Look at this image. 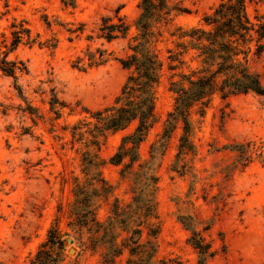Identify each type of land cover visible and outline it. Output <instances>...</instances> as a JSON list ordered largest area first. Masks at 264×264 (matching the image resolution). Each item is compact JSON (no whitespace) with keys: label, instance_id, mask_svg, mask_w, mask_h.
<instances>
[{"label":"rangeland","instance_id":"374dc122","mask_svg":"<svg viewBox=\"0 0 264 264\" xmlns=\"http://www.w3.org/2000/svg\"><path fill=\"white\" fill-rule=\"evenodd\" d=\"M171 1L187 11L172 13L156 44L157 120L126 167L128 157L111 158L136 123L98 136L95 114L115 105L129 76L120 60L133 54L140 0H0V55L27 68L17 79L0 72V264H31L54 227L71 241L61 264H264V96L216 92L192 109L193 152L177 158L181 123L161 142L172 82L203 71L199 51L183 50L188 39L175 32L209 29L203 19L223 0ZM247 13L252 22L264 16V0ZM106 19H122L127 34L100 38ZM20 24L29 37L10 50ZM99 51L106 62L90 66ZM249 66L264 85V53ZM140 182L154 189L157 218L146 223L134 205ZM81 195L92 207H79ZM193 231L212 256L191 244Z\"/></svg>","mask_w":264,"mask_h":264},{"label":"trees","instance_id":"16d2710c","mask_svg":"<svg viewBox=\"0 0 264 264\" xmlns=\"http://www.w3.org/2000/svg\"><path fill=\"white\" fill-rule=\"evenodd\" d=\"M251 2L252 0H223L212 14L203 19L209 29L198 27L182 31L178 28L175 32L179 33V39H188V42H181L178 46L183 50L188 47L198 50L203 64L202 75L196 78L183 75L181 81L171 84L176 93L175 107L167 117L161 142L166 143L177 125L181 123L183 134L177 158L194 150L190 141V131L191 113L196 105H203L216 92H220L224 99L231 95L248 93L264 96V85L260 76L249 66L251 54L261 56L264 53V16H256V22H252L247 13V7ZM177 7L171 0H140L141 13L135 24L138 31L134 39L136 44L131 47L133 54L120 60L122 67L129 71V76L115 105L95 114L98 122L95 131L98 136L104 135L105 131L124 130L136 123L134 132L123 138L118 151L111 158L112 164L121 165L128 157L130 164L126 167H131L138 160L140 144L157 120L156 89L160 83L163 61L155 47L165 29L171 26L172 13L187 11ZM107 20L109 19L105 20V24L99 30L100 38L111 42L127 34L129 27L122 19H119L118 24H108ZM13 27L16 29V25ZM29 33V29L20 24L19 30L12 33L10 50H15L25 35L29 37ZM105 53L99 51L98 57L89 54V65L98 66L105 63ZM180 55L181 52L176 53L175 57ZM18 71L25 72L27 68L21 62L9 61L7 54L4 57L0 55V72L17 79ZM52 106L54 107L53 103ZM243 149L244 145L234 147L239 153H242ZM146 179L153 180L151 175ZM139 185L134 205L146 223L151 217L157 218L152 198L154 189L142 182ZM84 201L81 195L79 207L86 209L89 205L92 207V204L86 205ZM81 214L87 219L89 215L95 217L92 211ZM138 223L139 219L136 221V227L141 226ZM154 233L156 237L158 230ZM189 241L203 258L213 255L210 245L198 232L193 231ZM64 244L65 239L59 229L52 228L47 242L38 250L31 264H61Z\"/></svg>","mask_w":264,"mask_h":264},{"label":"water","instance_id":"95a60500","mask_svg":"<svg viewBox=\"0 0 264 264\" xmlns=\"http://www.w3.org/2000/svg\"><path fill=\"white\" fill-rule=\"evenodd\" d=\"M65 243H68V244H71V241L70 240H65ZM73 250L70 251V253H72Z\"/></svg>","mask_w":264,"mask_h":264}]
</instances>
